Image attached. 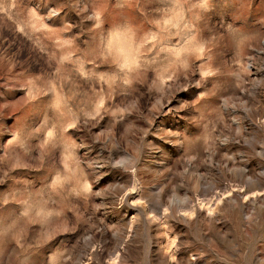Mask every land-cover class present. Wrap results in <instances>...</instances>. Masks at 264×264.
Wrapping results in <instances>:
<instances>
[{"label":"rangeland","instance_id":"rangeland-1","mask_svg":"<svg viewBox=\"0 0 264 264\" xmlns=\"http://www.w3.org/2000/svg\"><path fill=\"white\" fill-rule=\"evenodd\" d=\"M0 264H264V0H0Z\"/></svg>","mask_w":264,"mask_h":264}]
</instances>
